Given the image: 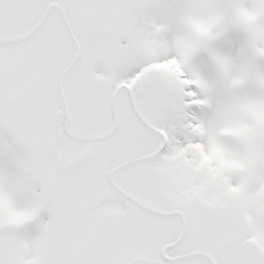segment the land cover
Masks as SVG:
<instances>
[{
	"label": "rangeland",
	"instance_id": "374dc122",
	"mask_svg": "<svg viewBox=\"0 0 264 264\" xmlns=\"http://www.w3.org/2000/svg\"><path fill=\"white\" fill-rule=\"evenodd\" d=\"M10 7L13 13L0 25V39L27 34L43 13ZM70 15L89 68L88 76L80 80L81 96L90 105L98 104V108L91 106L89 120L95 121L98 115L103 127L110 126L115 89L122 81L136 79L139 103L150 107L151 119L182 120L186 127L183 147L191 146L190 152L199 148V157L204 154L201 164L214 158L210 168H228V175L216 173L214 178L222 186L229 180L231 207L212 206L208 211L239 222L264 220V0H71ZM48 38L44 40L41 33L23 44L0 46L4 68H21L31 74L27 80H8L4 95L10 97L9 102L0 94L2 110L14 108L17 118L32 120L39 103L43 114L50 104V93L40 94L41 102L35 98L34 89L38 91L39 84L45 83L32 76L37 59L54 56L53 50L59 57L76 55L75 45L65 48L58 38L53 49ZM113 63L119 66L115 72L121 70L117 75L111 74ZM76 89L79 92L80 85ZM130 104L126 91L117 94L118 110ZM197 104L203 105L200 114L195 110ZM22 110L27 112L25 117L20 116ZM167 110L174 113L167 114ZM91 129L96 127L89 125ZM14 137L0 132V230L5 224L34 223L0 235V264H66L65 259L67 264H80L74 249L67 258L65 251L70 247L62 243L60 238L65 235L56 229L61 221L51 220L55 214L50 202L39 197L46 190L43 186L50 184L49 176H33L28 156L17 148ZM200 138L202 142L195 146ZM198 165L196 159H186V168ZM250 228L264 243V221L261 230ZM53 237L60 250L56 251L57 245L56 250L52 248L54 256L48 246ZM234 242L242 243L241 236ZM99 250L115 256L105 243ZM247 256L251 261V254Z\"/></svg>",
	"mask_w": 264,
	"mask_h": 264
},
{
	"label": "flooded vegetation",
	"instance_id": "af4514ba",
	"mask_svg": "<svg viewBox=\"0 0 264 264\" xmlns=\"http://www.w3.org/2000/svg\"><path fill=\"white\" fill-rule=\"evenodd\" d=\"M10 5L39 14L43 11L34 29L44 18L31 38L42 33L44 40L48 35L53 49L58 38L67 48L74 45V34L82 48L71 25V0H42L37 4L29 0H0V25L7 23L8 14L13 13ZM47 22L50 24L45 26ZM8 40L0 39V46ZM53 55L37 59L32 75L35 80L45 82L39 84L38 91L34 89L39 94L35 95L37 101L41 102L42 93L52 96L50 104L45 105V114L44 108L40 109L41 103L32 120L17 118L14 108L7 111L0 106V127L19 138L15 144L21 151H27L26 133L34 138L29 141L48 147L44 155H29L31 170L36 175L49 176L50 184L43 187L49 188L57 219L64 221L57 231L61 234L66 225L75 224L77 231L65 234L79 235L83 252L86 251V264H128L138 256L150 260L138 264H264L262 239L252 235L257 240L255 248L243 243L247 242L244 236L249 231L253 234L250 227L261 230L264 220L239 222L208 211L212 204H220L217 198L222 197L214 189L213 171L201 170L200 159L195 158L198 166L186 168L179 121L151 119L150 107L135 101L138 95L133 93L137 92L134 84L124 89L131 104L121 111L116 108L110 126L103 127L98 115L95 121H90L89 110L98 108V104L90 105L87 99L86 104L80 83L89 74L88 62L82 56L59 57L54 50ZM0 64V82H5L0 94L8 90V80H27L31 76L21 68L10 70L1 61ZM117 67H112L114 73ZM59 86L68 93L65 103ZM26 115L22 110L20 116ZM89 125L96 130H89ZM86 154L91 159L85 165L62 167L81 156L84 160ZM105 196L107 201L98 205ZM230 201L231 195L225 188L226 207ZM140 233L144 241L138 245L135 239ZM239 235L242 243L234 242ZM109 237H113L117 246L115 260L99 250L101 242L109 241ZM170 244L174 245L165 248Z\"/></svg>",
	"mask_w": 264,
	"mask_h": 264
},
{
	"label": "water",
	"instance_id": "95a60500",
	"mask_svg": "<svg viewBox=\"0 0 264 264\" xmlns=\"http://www.w3.org/2000/svg\"><path fill=\"white\" fill-rule=\"evenodd\" d=\"M33 1L35 3L40 2L41 0H30ZM27 148L29 149L30 153L32 155H37L39 153H44L45 152V147L44 146H40L37 144H27ZM139 241V239H138ZM139 259H135L133 260L130 264H135Z\"/></svg>",
	"mask_w": 264,
	"mask_h": 264
}]
</instances>
